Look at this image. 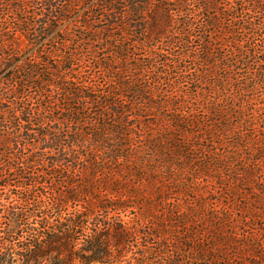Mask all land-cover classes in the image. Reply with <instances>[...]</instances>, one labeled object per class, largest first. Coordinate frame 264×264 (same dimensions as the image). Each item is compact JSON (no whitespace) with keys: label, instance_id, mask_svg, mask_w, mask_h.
Returning a JSON list of instances; mask_svg holds the SVG:
<instances>
[{"label":"trees","instance_id":"1","mask_svg":"<svg viewBox=\"0 0 264 264\" xmlns=\"http://www.w3.org/2000/svg\"><path fill=\"white\" fill-rule=\"evenodd\" d=\"M192 1L150 75L163 0H0V264L264 261V0Z\"/></svg>","mask_w":264,"mask_h":264},{"label":"rangeland","instance_id":"2","mask_svg":"<svg viewBox=\"0 0 264 264\" xmlns=\"http://www.w3.org/2000/svg\"><path fill=\"white\" fill-rule=\"evenodd\" d=\"M221 1H224V0H221ZM163 2L168 4V8L172 10L173 14H176L173 16V19L171 21V26L168 29L166 36L159 42H155V43L152 42V49H151V47H149L147 45L146 42L142 41L143 45H141L140 48H137L138 50L135 51V53H139L138 57H140L141 61H143L144 63L146 62L147 59H150V60L152 59L151 67H149V69H148L150 71V75L155 74L154 72H157V71H159L160 73L163 71L164 68H161L162 67L161 65H163V60L165 61L163 56L171 58L172 57L171 54L182 53L183 51H185L187 49L186 47H178V46L174 47L175 45L173 46V45L167 44V41L170 40V38L177 39L180 36H185L183 34V29H185L189 33L191 39L193 40V43L191 45L193 50L189 49L188 51H185L187 55L194 56L196 51L200 48V47H198L199 41L201 39H203V40L208 39L204 35L205 32H203V34H201L200 33L201 30L198 32V29H196V27L197 28L200 27L201 23L194 25V23H199L201 20L199 17L200 14L197 10V4L195 1L188 0L187 3H185L183 9H185V10L188 9L189 10L188 13H186V12L178 13L177 12V7H175V6L178 3H180L181 0H169V1L163 0ZM86 9H87V7L81 8L80 11H76V12L72 11L73 12L72 15L69 16V19L63 25V28L64 27L74 28L78 24V22L81 21V17L85 13ZM11 21L15 22V20H13V19H11ZM193 27H194V29H193ZM56 31L51 33L49 38L43 42V45H45L44 47H41V44H40V45L28 50L27 54H25V56L22 59H24L27 56H30V54H34L40 47L42 48L43 51L45 49L54 48L55 45H53V44L57 38H55L53 36L56 35V33H57ZM125 33H127V32H125ZM139 36L140 35H138V37ZM138 37L136 35V32H129V34L127 35V38L131 42L138 41V40H136V39H138ZM50 38H51V40H49ZM54 38H55V40L53 41ZM60 48H62V47H60ZM132 49H133V47H132ZM130 50H131V47H130ZM23 51H27V50L24 49ZM154 52H156V54L161 55L160 61H159V59L154 58V54H153ZM131 53H133V52L131 51ZM192 53H194V54H192ZM196 68H198V66ZM192 71H194V70H192ZM245 73L246 72L244 70L241 71V75H244ZM5 74L6 73H4L2 75H5ZM162 75H160V76H162V79L165 78L166 81L169 80L170 77L167 76V73H162ZM14 178L16 179V176ZM12 179L13 178L11 177V180ZM2 188L3 187H0V189H2ZM12 189L13 190L10 192V195L15 196V193H17V189L16 188H12ZM3 192H5V194H6V190ZM255 259H257V258H255ZM241 263L245 264L244 261ZM246 264H264V261H257V260H254L252 258H249L248 262Z\"/></svg>","mask_w":264,"mask_h":264}]
</instances>
